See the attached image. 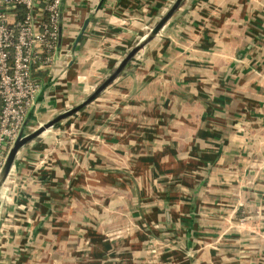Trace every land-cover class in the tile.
I'll return each mask as SVG.
<instances>
[{"label": "crops", "instance_id": "0c3cea01", "mask_svg": "<svg viewBox=\"0 0 264 264\" xmlns=\"http://www.w3.org/2000/svg\"><path fill=\"white\" fill-rule=\"evenodd\" d=\"M175 1L64 0L26 134ZM0 264H264V0H184L94 102L25 145L0 191Z\"/></svg>", "mask_w": 264, "mask_h": 264}, {"label": "built area", "instance_id": "2783aa9c", "mask_svg": "<svg viewBox=\"0 0 264 264\" xmlns=\"http://www.w3.org/2000/svg\"><path fill=\"white\" fill-rule=\"evenodd\" d=\"M63 0H0V170L55 63Z\"/></svg>", "mask_w": 264, "mask_h": 264}, {"label": "water", "instance_id": "95a60500", "mask_svg": "<svg viewBox=\"0 0 264 264\" xmlns=\"http://www.w3.org/2000/svg\"><path fill=\"white\" fill-rule=\"evenodd\" d=\"M183 1L184 0H176L174 2L172 7L161 18V20L155 25V27L151 30V32L125 56V58L120 62L118 67L114 70V72L100 86H98L86 100H84L82 103L75 106L74 108L56 116L54 119L41 125L38 129H36L34 132L29 133V134H26L27 123L25 120L15 142L9 149L6 159L4 161V164L0 170V191L3 189L9 177V174L14 165L18 152L29 142L33 141L34 139L42 135L44 132L54 127L56 124H58L62 120L67 119L77 114L78 112L83 110L85 107H87L89 104L94 102L122 74L124 69L132 61V59L160 33L162 28L168 23V21L174 16L176 11L180 8ZM63 8H64V0L62 1V5H61L58 51H60L61 49L62 38H63L62 37L63 36ZM88 24H89V20H86L81 29L82 33L76 38V42H75L76 44H78V42L81 40L85 30L88 27Z\"/></svg>", "mask_w": 264, "mask_h": 264}, {"label": "rangeland", "instance_id": "374dc122", "mask_svg": "<svg viewBox=\"0 0 264 264\" xmlns=\"http://www.w3.org/2000/svg\"><path fill=\"white\" fill-rule=\"evenodd\" d=\"M73 18V26H65V30H73V28H75L77 26V23H76V13L73 14L72 16ZM64 29V28H63Z\"/></svg>", "mask_w": 264, "mask_h": 264}, {"label": "trees", "instance_id": "16d2710c", "mask_svg": "<svg viewBox=\"0 0 264 264\" xmlns=\"http://www.w3.org/2000/svg\"><path fill=\"white\" fill-rule=\"evenodd\" d=\"M1 104V103H0ZM1 111V110H0Z\"/></svg>", "mask_w": 264, "mask_h": 264}]
</instances>
